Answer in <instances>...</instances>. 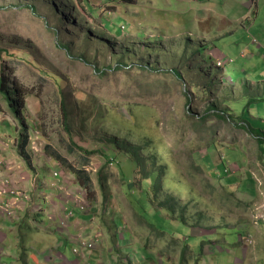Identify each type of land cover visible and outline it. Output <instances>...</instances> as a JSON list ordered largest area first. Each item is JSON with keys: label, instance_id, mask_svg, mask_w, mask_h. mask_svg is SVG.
Segmentation results:
<instances>
[{"label": "rangeland", "instance_id": "obj_1", "mask_svg": "<svg viewBox=\"0 0 264 264\" xmlns=\"http://www.w3.org/2000/svg\"><path fill=\"white\" fill-rule=\"evenodd\" d=\"M0 49V64L13 62L10 77L31 90L26 148L36 150L29 158L38 168L14 158L24 155L13 131L19 123L2 100L7 152L0 174L7 172L25 199L0 195V219L45 231L38 239L27 228L14 242L18 251L10 253V246L12 259L1 255L3 226L0 264H15L18 254L28 263L49 236L64 242L65 264H264V0H0ZM60 76L66 95L79 99L82 120H90L72 134L61 124ZM186 102L199 117L185 115ZM163 128L167 135L159 133ZM140 145L145 157L161 155L141 182L132 169ZM53 152L85 169L90 190ZM144 198L157 216L139 209ZM26 200L32 207L22 218ZM51 223H86L70 228L85 241L66 238ZM47 254L45 264H62Z\"/></svg>", "mask_w": 264, "mask_h": 264}, {"label": "trees", "instance_id": "obj_2", "mask_svg": "<svg viewBox=\"0 0 264 264\" xmlns=\"http://www.w3.org/2000/svg\"><path fill=\"white\" fill-rule=\"evenodd\" d=\"M27 7L30 8L32 11H36V9L38 10V8L35 5H31V6H27ZM112 30H116V29L112 28ZM56 42H57V46L59 48L66 49L69 54L72 53L71 45L62 44L61 43L62 41H58V40ZM1 51H2V49H0V52ZM84 62L87 65L90 64V66H91V64H92V65L96 66L91 61H84ZM0 65L5 67L4 64H0ZM15 72H17V67L13 62L10 63V66H6L5 69L1 70V73H0V91L2 92V96L0 97V105L2 103V100L7 102L8 103L7 109L11 112L12 121L14 119H17V123H19L18 127H16V126L13 127V129H16V131L19 132V135L21 137L20 143L17 145L18 146L17 149L19 150V152L24 154L23 159H25V161L28 164H30V162H29L30 158L27 156L28 149L26 148V146L29 143L30 136H32V134H29V127H31L32 124L26 118V115H25L26 108L25 107L27 104L26 103V97L29 95L31 90L29 89L28 86L24 85L23 82L18 81L14 75H12L13 77H10L9 73L13 74ZM97 72H100L101 75H103V73L101 71H97ZM172 72L177 76L178 79L182 78V74L178 69H173ZM57 79H59V86L61 88V96H60V102H59L60 114L62 113V116H63V119L61 120V124L63 126L65 133L67 132L68 134H72L74 132V129L78 130V128L81 129V128H83V126L87 127L90 120L87 118L82 120V116H81L82 111L80 109L81 104L78 103L79 99L72 98V92L70 93L71 94L70 96H67L65 91L63 90L64 89L63 86L65 85L67 79L62 78L61 76L58 77ZM12 80H13V88L11 86ZM11 94H13V95L11 96ZM186 104H187V108L185 111V115L188 117H193V116L199 117V115H197L195 113H194L195 115H191V109H193L195 105L189 104L187 102H186ZM44 107H45L44 105H41V108H44ZM75 107H77L76 112L72 110ZM0 109H1V107H0ZM208 109H209V107H207L206 110H208ZM211 109H212V112L214 114H216V115L218 114V111H216L214 108L211 107ZM8 110H6V111H8ZM4 111L5 110H3L1 112L4 113ZM58 114L59 113H57V115ZM130 115H131V113H130ZM217 116L223 117L222 114L217 115ZM245 116H247V112H246ZM138 117H139V115H138ZM204 118L205 117L203 116L202 119H204ZM6 120H7L8 126L11 127L13 124V123H11L12 121H10V119H8V118ZM94 122H96V120L93 121L92 123H94ZM250 126H251L250 128L254 129L256 132H260V130H263L262 127H260V126L255 127V125L253 123L250 124ZM42 130H43V128H42ZM167 131H168V129L163 128V129L159 130V133L161 135H167V133H168ZM43 133L45 134L46 132L43 130ZM171 137H174V134ZM137 140H139V139H137ZM140 142H141V139L137 143L139 144ZM80 148H81L80 150H83L82 147H80ZM120 149H122V147ZM144 149H146L145 146L140 145L139 153L136 155H133V156H135L134 159L135 160L137 159V162H136L135 166L132 167V169L134 170V173L138 177L140 182H141V180L143 181L144 179H149V177H150L149 169H148L149 162L151 163L155 160L156 157L161 156V155L159 156L157 154L152 153V154L148 155L147 157H145L143 155V153H141V150H144ZM136 150H137L136 148L133 149V151H136ZM87 152H88V155H91V153H92L91 151H87ZM149 152L150 151H148V153ZM69 154H72V153L69 152ZM56 155H57V153L53 152V156L55 157V159H57L59 162H65L63 157H58ZM109 156L111 158L110 161L108 160L110 163L117 162V160H116L117 155L116 154H113V155L109 154ZM138 156H141L140 159H138ZM70 171L73 174H75L77 178L81 177V178L87 179L88 181L86 184L88 186L91 184L90 179L87 178V175L85 174V172L82 169H75L73 167H70ZM153 174H152V176H153ZM219 176H220V174H219ZM152 179H154V178L152 177ZM155 184L156 183H154L153 185H155ZM133 188H134V186L132 187V192H133V196H134L135 193H134ZM156 198H158V196H156L154 198V200H156ZM139 200H140L139 209H141V210L148 209L149 215L152 214L154 216H157V213H154V212L150 213V209H149L147 202H145V198H144V201L141 199H139ZM135 210H136V212L138 211L137 208ZM201 256H202V254L199 257H201ZM88 264H90V263L88 262Z\"/></svg>", "mask_w": 264, "mask_h": 264}, {"label": "crops", "instance_id": "obj_3", "mask_svg": "<svg viewBox=\"0 0 264 264\" xmlns=\"http://www.w3.org/2000/svg\"><path fill=\"white\" fill-rule=\"evenodd\" d=\"M124 1H126V0H124ZM203 40H205V39H203ZM207 40H205V42H206ZM207 43V42H206ZM208 44V43H207ZM246 48H248V47H246ZM245 49V48H244ZM244 49L242 50V51H244ZM219 51V50H218ZM241 51V52H242ZM249 51V48H248V50H246V52H248ZM220 52H223V51H220ZM245 52V53H246ZM197 53H199V49L197 48ZM224 53V52H223ZM225 54V53H224ZM200 60L201 61H208L207 59H203L204 57L202 56V55H200ZM245 76H247V74H245ZM236 81H238V78H236ZM252 82H255V81H252ZM6 120V119H5ZM4 124L6 125H8V123H7V120H6V122H4ZM13 131L15 132V135L17 136V131H16V129H13ZM1 147H2V144L0 143V155H2V153H5V152H7V151H5V152H3V151H1L2 149H1ZM9 152V151H8ZM22 158L23 159V156H21L20 154H18L17 156H14V158L15 159H17V158ZM63 157H65V156H63ZM30 160H31V162H30V164H32L35 168H36V170L38 169L37 168V165H35L36 163H35V160L33 159V158H30ZM67 164V162H60V164L61 165H63V166H66V164ZM8 170H10V169H8ZM3 171V167H0V172H2ZM28 172V171H27ZM6 174H7V172H6ZM6 174H4V177L3 176H1V174H0V180L1 179H5V176H6ZM24 174V173H23ZM16 175V174H15ZM38 179H39V182L42 184V182L44 181V180H40V178L38 177ZM48 180H49V178H47L46 180H45V182H48ZM11 187H12V185H11ZM14 188V187H13ZM18 189V188H17ZM20 190V189H19ZM35 191L38 193V192H40L41 191V188H36L35 189ZM8 195H11V194H8ZM13 197H15V198H19L18 196H15V195H12ZM20 198H24L25 199V197H20ZM12 202L13 201H11V202H8V198L6 199V202L4 201V204L5 203H7L10 207H11V210H12ZM15 203V202H14ZM26 205L23 207V208H19L18 210H22V211H20L19 212V214L22 216V218L25 216V213L26 212H28V210L32 207V202H29L28 200H26ZM4 208H5V206H4ZM0 210H2L1 208H0ZM0 222H2V223H0V231H1V228L4 226V230H5V232H3V239L5 240V241H7L6 243H4L5 244V248L3 249H1V255H2V257L3 256H5V255H8V256H10V257H12V259H14L15 258V256L12 254V255H10V253H13V251L15 250V251H18V249H19V243H14V242H20L23 238H24V233H25V231H26V229L27 230H29L30 232H32V233H37L36 234V236L38 237V239H39V237L40 236H44V235H40V233H42V232H45L42 228H40V227H37L36 225H31V226H28L27 228H24L23 227V225L21 224H18V223H10V219L8 218V217H6V218H1L0 219ZM51 224H53L54 226H56L60 231H61V233L62 234H65V233H67L68 232V235H66V238L68 237L70 240H76V241H78V239L79 238H81V235H79V236H76V235H73L72 233H71V230H70V228L71 229H74V228H76V229H81V228H83V226H84V224H86V223H51ZM111 226V223H109L108 225H107V228L108 227H110ZM32 238L34 237V235H32L31 236ZM13 238L15 239V241L13 240ZM37 239V240H38ZM37 240H35V241H37ZM25 241H32L31 240V238H29V237H25ZM26 245V243L24 244V245H22V247H24ZM116 245H117V247L119 248V245H118V243H116ZM10 246L12 247L11 248V250H10ZM40 247H36V248H34L33 250H35V257L34 258H32L28 263H26L25 261H23L24 262V264H32L31 262H33V264H45V261H41L42 259H43V257L44 258H46V255H48L47 253L48 252H50V253H52V255H55L57 258H58V260H61V262H62V264H65L66 262H67V260H69L68 259V257H66L62 252H64V251H62V249H63V247H64V242H62V243H59V240H58V238L56 237L55 239H53L52 238V236H49L48 238H47V241H46V244H43V245H39ZM111 246V245H110ZM112 247V251H111V255L113 256V257H115V254L113 253V246H111ZM8 249L7 251H5V249ZM38 248H40L39 250H37ZM121 248H123V246L122 247H120L119 249H121ZM125 248H127L128 250L130 249V246H128V245H125ZM13 249V250H12ZM3 250V251H2ZM9 250H10V253H9ZM115 250V249H114ZM125 250V249H124ZM124 250H122V251H120V253H122ZM62 251V252H61ZM116 251V250H115ZM132 251L134 252V250L132 249ZM3 252V253H2ZM4 253H6L5 255H3ZM54 259V256H53V258L52 259H49V260H53ZM17 260V259H16ZM22 260H23V258H22V256L20 255V254H18V261L17 262H15L14 260H13V262L15 263V264H22L21 262H22ZM66 260V261H65ZM58 263V262H57ZM102 263V262H101ZM75 264H77V261H76V263Z\"/></svg>", "mask_w": 264, "mask_h": 264}, {"label": "bare ground", "instance_id": "obj_4", "mask_svg": "<svg viewBox=\"0 0 264 264\" xmlns=\"http://www.w3.org/2000/svg\"><path fill=\"white\" fill-rule=\"evenodd\" d=\"M0 143L3 144L2 135H0ZM1 187H5L6 189L9 188V190L7 192H3ZM1 187H0V195H5L7 193H11V194H14L15 196L20 195V196L24 197V194H23L22 190L15 189V188L11 187V185L9 184V180L8 179H4L2 181ZM12 204H14V202H12ZM6 205H7V203L5 204V206ZM0 206H3V205H0ZM78 241H85V240H83L82 238H79Z\"/></svg>", "mask_w": 264, "mask_h": 264}, {"label": "clouds", "instance_id": "obj_5", "mask_svg": "<svg viewBox=\"0 0 264 264\" xmlns=\"http://www.w3.org/2000/svg\"><path fill=\"white\" fill-rule=\"evenodd\" d=\"M242 120H243V119H242ZM243 121H244V120H243ZM32 135H33V133H32ZM30 138H31V136H30ZM30 138H29V143H30ZM29 143H28V145H29ZM28 145H27V146H28ZM28 149L31 150V151H29L30 153L27 152V156H28V157H30V156H32V155H36V150H35V149H32L31 147H30V148L28 147ZM34 150H35V151H34ZM17 151L19 152L18 149H17ZM65 157H66V156H65ZM63 159H64V157H63ZM108 159L111 160L110 157H108ZM23 160H24V159H23ZM64 160H65V162H67V167H68V169H70V167H73V168H75V169H80V168H77V167H74V166L70 165V163H69L70 160H67V159H64ZM0 165L2 166V163H0ZM1 166H0V167H1ZM29 170L33 172L35 169H30V168H29ZM82 170L84 171L85 169H82ZM74 177H75V179H76L77 181H79L75 174H74ZM85 186L90 190V188H91L92 185L90 184V185L88 186V185L86 184ZM18 189H20V188L18 187ZM20 190H21V189H20ZM65 193H66V191H65Z\"/></svg>", "mask_w": 264, "mask_h": 264}, {"label": "built area", "instance_id": "obj_6", "mask_svg": "<svg viewBox=\"0 0 264 264\" xmlns=\"http://www.w3.org/2000/svg\"><path fill=\"white\" fill-rule=\"evenodd\" d=\"M3 203V202H2Z\"/></svg>", "mask_w": 264, "mask_h": 264}]
</instances>
